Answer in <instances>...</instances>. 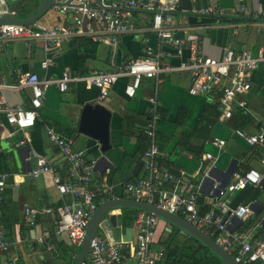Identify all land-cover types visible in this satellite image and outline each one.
Returning <instances> with one entry per match:
<instances>
[{
	"label": "crops",
	"instance_id": "obj_1",
	"mask_svg": "<svg viewBox=\"0 0 264 264\" xmlns=\"http://www.w3.org/2000/svg\"><path fill=\"white\" fill-rule=\"evenodd\" d=\"M38 1L6 0V5L18 14L30 11ZM209 6L215 11H200ZM70 14L69 9L64 11L60 6H53L35 22L42 26L67 23ZM171 15L175 35L184 46L182 56L176 55L170 45L160 42L151 27V12L132 9L134 30L122 34L114 46L88 36L73 37L52 49H47L41 40L5 42L0 49V80L15 84L23 71L51 78H59L63 72L114 71L127 59L156 56L158 52L164 54L159 58L163 65H176L189 57L187 34L198 36L201 53L208 57H221L227 46L235 52L248 50L253 55L264 49V0H179L178 9ZM46 57L50 62L42 68ZM128 82L127 75L121 76L110 87L106 100L101 102L111 111V147L105 151L101 150L96 138L79 130L83 105L99 102L97 88L83 81L69 84L64 91L54 84L45 90L35 123L25 131L27 138L22 143L20 140L24 139L25 132L12 128L0 114V174H5L7 183L0 203L3 224L0 229L1 234L3 230L8 232L9 236L2 235V238L10 243L6 251L0 250V264H7L9 260L14 264H67L68 259L74 260L68 236L56 232L55 208L63 203L78 204L82 199L60 193L54 183V172L73 183L78 182V175L59 146L50 139L47 127L65 138L86 162L95 163L91 173L93 182L106 180L112 187L113 198H129L124 191L125 183L149 175L142 158L150 141L145 128L148 120L156 118L155 141L160 153L155 163L173 174L172 178L159 175L158 187L167 192L179 190L177 177H189L195 183L198 212L219 214L221 210L215 206V196L210 194L212 182L225 185L235 174L254 168L262 174L261 184H248L226 194L222 200L230 207L249 204L253 210L245 220L231 219L227 226L231 233L253 241L264 236V145L249 144L235 134L237 129L254 133L264 128V62L251 71V86L243 96L245 104H235L232 116L224 121L219 120V91L191 94L188 72L163 71L157 78L143 77L132 97L125 93ZM0 94L9 104L30 107L28 87L0 88ZM10 131L12 134L7 135ZM215 138L223 139L224 143L215 144ZM31 152L44 155L54 170L32 177L30 170L34 161L25 159ZM206 153L211 154L210 159L204 158ZM109 197L104 201L113 199ZM25 206L51 210L39 212L31 225L23 215ZM118 213H121V224L112 220V229L119 230V239L132 238L137 211L115 207L107 216ZM168 227L160 219L157 238ZM213 230L211 226L203 231L214 239ZM97 234L102 236L101 230ZM237 245L235 241L231 255L235 254Z\"/></svg>",
	"mask_w": 264,
	"mask_h": 264
},
{
	"label": "built area",
	"instance_id": "obj_2",
	"mask_svg": "<svg viewBox=\"0 0 264 264\" xmlns=\"http://www.w3.org/2000/svg\"><path fill=\"white\" fill-rule=\"evenodd\" d=\"M70 3L80 5L60 6L64 11L71 10L70 20L67 23L52 26H42L37 22L24 25L1 24L0 49L5 42L13 39H21L24 42L41 40L47 49H52L77 36H88L103 44L114 46L122 34L134 30L131 10L140 9L152 13L151 27L156 31L160 42L170 45L176 55L182 56L184 46L176 37L175 30L171 25V14L178 9L179 0H101V6L96 0H71ZM200 11L211 13L215 11V8L209 6ZM4 14L15 15L16 12L6 5V0H0V15ZM186 38L190 51L189 57L187 60L181 59L176 65H163L159 58L164 54L158 52L156 56L127 59L120 68L114 71L87 74L63 72L59 78L41 77L35 72L23 71L18 74L15 84H5L0 80V88L28 87L31 91L30 107L9 104L0 94V114L5 116L7 124L12 128L25 132L34 125L37 111L43 103L45 90L52 84L56 85L60 91H64L69 84L83 81L86 85L97 88V100L102 102L108 97L110 87L121 76L129 77L125 93L132 97L139 88L143 77L157 78L163 71H183L188 72L191 77V85L188 89L191 94L219 91V120L224 121L230 118L235 104H245L243 96L251 86V71L264 62V49H260L257 54L253 55L248 50L235 52L227 46L221 57L214 58L202 55L197 35L187 34ZM49 62L50 58L46 57L41 63V67L46 68ZM155 120L156 118H152L146 124L145 133L150 141L149 146L142 153L144 167L149 175L125 183L124 191L128 197L178 214L202 230L212 226L215 232L214 240L227 252L230 253L233 250L234 242H238L236 249L234 248L235 254L232 256L239 264L254 262L264 264V236L253 241L240 234L231 233L227 228L233 217L247 219L253 211L252 208L249 204L230 207L222 200L226 194L243 189L248 184L259 186L263 179L261 172L251 168L245 172L237 173L223 186H220L219 181L212 182L210 194L215 196V206L221 210V213L200 214L196 206L195 183L191 178L179 175L177 177L180 184L179 190L167 192L158 187L159 175L172 178L173 174L155 163V157L160 153L155 141ZM46 130L50 139L59 146L66 159L71 163L72 170L78 175V182L73 183L60 178L54 172V183L60 193H69L80 196L82 199L78 204L63 203L55 208L57 213L56 232L66 233L75 258L93 212L108 195L109 198H113L112 187L106 180L93 182L91 173L95 163L93 161L86 162L80 152L74 151L70 143L56 134L51 127H47ZM9 134H12V131L7 133V135ZM235 134L249 144L264 145V128H260L254 133L237 129ZM25 138H27L26 132L20 143ZM214 143L220 146L224 140L215 138ZM204 158L210 159L211 154L206 153ZM25 159L34 161V167L30 170L32 177H38L41 173L54 170L42 154L31 152L25 156ZM262 165L264 166V158ZM108 171L109 169L106 168V172ZM5 177V174H0V203L7 186ZM50 210L51 208L38 210L25 206L23 215L32 225L39 212H49ZM159 220L160 218L154 213L137 211L133 222L134 236L132 238L111 242L96 234L91 238L87 259L90 264H157L163 256V248L153 246L157 240ZM9 244V241L2 238L0 229V250L6 251ZM6 263L14 264L12 260Z\"/></svg>",
	"mask_w": 264,
	"mask_h": 264
},
{
	"label": "water",
	"instance_id": "obj_3",
	"mask_svg": "<svg viewBox=\"0 0 264 264\" xmlns=\"http://www.w3.org/2000/svg\"><path fill=\"white\" fill-rule=\"evenodd\" d=\"M71 0H39L37 5L28 12L18 13L15 15H0L1 24H30L38 20L47 10L53 6H73L80 4H71ZM99 6L102 5L101 0H96ZM111 111L101 102L86 103L81 110V120L79 130L93 138H96L101 144V150L105 151L111 147L109 143V121ZM223 186V184H220ZM124 208L129 210H143L154 213L160 219L164 220L169 226L174 224L182 231L190 234L194 238L200 240L208 248H210L223 262V264H239L233 256L224 250L209 234L202 229L188 222L182 216L171 213L167 210L159 208L151 203L135 200L132 198H113L106 200L98 205L93 212L84 236L78 246L77 254L70 264H84L88 258L91 238L101 230L102 237L108 241L119 240V230L112 229L111 221L116 219L121 224V213L116 215H108V212L115 208ZM101 236V235H100Z\"/></svg>",
	"mask_w": 264,
	"mask_h": 264
},
{
	"label": "trees",
	"instance_id": "obj_4",
	"mask_svg": "<svg viewBox=\"0 0 264 264\" xmlns=\"http://www.w3.org/2000/svg\"><path fill=\"white\" fill-rule=\"evenodd\" d=\"M0 225H3L1 219ZM2 233L4 237L9 236L7 231L3 230ZM153 246L163 248V256L157 264H223L210 248L174 224H170L165 232L160 234ZM71 251L73 252V249ZM72 261L68 259L67 264ZM84 264L90 262L86 260Z\"/></svg>",
	"mask_w": 264,
	"mask_h": 264
},
{
	"label": "rangeland",
	"instance_id": "obj_5",
	"mask_svg": "<svg viewBox=\"0 0 264 264\" xmlns=\"http://www.w3.org/2000/svg\"><path fill=\"white\" fill-rule=\"evenodd\" d=\"M165 232V231H164ZM164 232H162V233H164Z\"/></svg>",
	"mask_w": 264,
	"mask_h": 264
}]
</instances>
